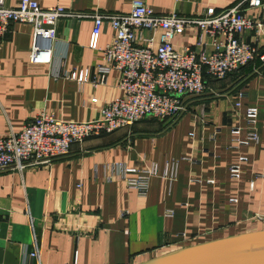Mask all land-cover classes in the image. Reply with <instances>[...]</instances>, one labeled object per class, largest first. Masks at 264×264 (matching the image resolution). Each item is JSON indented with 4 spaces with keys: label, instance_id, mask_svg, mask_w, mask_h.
I'll use <instances>...</instances> for the list:
<instances>
[{
    "label": "crops",
    "instance_id": "1",
    "mask_svg": "<svg viewBox=\"0 0 264 264\" xmlns=\"http://www.w3.org/2000/svg\"><path fill=\"white\" fill-rule=\"evenodd\" d=\"M35 1L41 8L60 6L86 14H125L130 6V0ZM240 1L144 0L155 14L181 17H200L207 9L216 13ZM18 2L4 0V5ZM244 15L262 18L264 6ZM91 27L90 18L60 19L49 44L50 61L43 64L28 60L30 26H11L0 40V137L18 133L39 112L66 122L96 119L101 108L120 96L116 71L103 84L91 85L94 65L112 36L103 23L91 50ZM197 35L194 28L187 29L171 44L178 52L210 51L206 38L204 47L196 45ZM149 36L142 32L137 44L145 46ZM242 37L250 40L248 34ZM259 65L250 73L244 68L220 81H206L205 93L187 100L186 110L171 123L144 118L127 130L73 144L49 165L0 172V264H37L32 258L22 260L23 251L29 253L34 245L38 264H140L201 241L264 229V63ZM84 70L89 72L85 83L65 77ZM238 92L243 96L235 110ZM248 106L258 111V142L235 150L230 148V127H244L241 115ZM214 129L218 132L212 140ZM238 156L246 161L233 181L227 168ZM114 162L154 165L159 174L175 164L176 178L170 184L153 178L146 196L137 197L119 180L105 181L102 165ZM165 210H172V216H164Z\"/></svg>",
    "mask_w": 264,
    "mask_h": 264
},
{
    "label": "built area",
    "instance_id": "2",
    "mask_svg": "<svg viewBox=\"0 0 264 264\" xmlns=\"http://www.w3.org/2000/svg\"><path fill=\"white\" fill-rule=\"evenodd\" d=\"M263 6L264 0H241L216 13L207 9L200 17H181L173 13L155 14L144 0H130L125 14H86L64 10L60 6L41 8L35 0H19L17 6L8 7L4 0H0V40L10 33L13 24L30 26V63H49V44L56 39L55 26L60 19L90 18L92 27L88 48L91 50H95L100 28L106 23L112 36L100 51V62L94 65L91 85L103 84L107 74L116 71V85L120 92L118 98L101 108L96 119L66 122L39 112L18 133L10 132L0 137V172H22L26 168L49 165L66 156L73 144L80 145L92 137L127 130L144 118L173 122L186 110L187 100L205 93L206 78L220 81L255 59L264 63V54H259L264 47V17L244 15L245 10L256 11ZM192 28L198 32L196 45L204 47L206 38L210 51L185 49L178 52L174 49L171 40ZM142 32L150 34L145 39V46L136 42ZM244 34H248L250 40L242 39ZM65 77L78 84L85 83L89 72L84 70ZM242 96L241 92L236 95L235 110L241 106ZM90 102L94 103L95 99ZM257 116L256 107L244 109L241 115L244 127L235 124L230 127V134L234 137L230 148L238 150L257 144ZM217 132V129L211 132L212 140ZM245 161V157L238 156L236 163L227 168L231 180L240 178L241 164ZM102 172L106 182L117 179L137 197H145L151 179L161 178L168 184L175 180L176 165L165 166L159 174L154 165L135 168L114 162L103 164ZM205 183L213 185L214 182L206 179ZM249 186L251 188L252 184ZM235 201L230 199L231 203ZM163 214L170 217L173 211L165 210ZM179 236L184 238V231ZM26 258L35 259L38 264L35 245L29 253L23 251L22 260Z\"/></svg>",
    "mask_w": 264,
    "mask_h": 264
},
{
    "label": "water",
    "instance_id": "3",
    "mask_svg": "<svg viewBox=\"0 0 264 264\" xmlns=\"http://www.w3.org/2000/svg\"><path fill=\"white\" fill-rule=\"evenodd\" d=\"M140 264H264V229L198 242Z\"/></svg>",
    "mask_w": 264,
    "mask_h": 264
},
{
    "label": "trees",
    "instance_id": "4",
    "mask_svg": "<svg viewBox=\"0 0 264 264\" xmlns=\"http://www.w3.org/2000/svg\"><path fill=\"white\" fill-rule=\"evenodd\" d=\"M254 62H256V63H254ZM252 64H257V65H255V66H252ZM260 64V62L258 61V59H257V61H252V62H250V63H248V64H246L245 66H243V67H241V68H239V70L238 71H242L244 68L246 69L245 71L247 72H252V70H253V68L252 67H255V68H257L256 66H258ZM260 66V65H259ZM230 75V74H229ZM229 75H227V76H229ZM226 76V77H227ZM225 77V78H226ZM206 81H208V82H211V83H213V82H216V81H210L208 78H206L205 79V82Z\"/></svg>",
    "mask_w": 264,
    "mask_h": 264
},
{
    "label": "rangeland",
    "instance_id": "5",
    "mask_svg": "<svg viewBox=\"0 0 264 264\" xmlns=\"http://www.w3.org/2000/svg\"><path fill=\"white\" fill-rule=\"evenodd\" d=\"M200 97H201V96H200ZM200 97H199V98H200ZM230 233H232V230H231V231H227V233H223V234H224V235H227V234H230ZM223 234H222V235H223ZM201 242H202V241H201Z\"/></svg>",
    "mask_w": 264,
    "mask_h": 264
}]
</instances>
